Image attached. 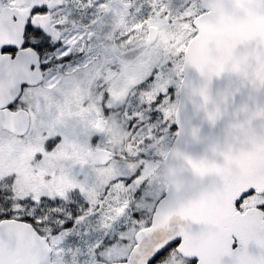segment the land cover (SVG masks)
<instances>
[{"label":"snow or ice","instance_id":"snow-or-ice-1","mask_svg":"<svg viewBox=\"0 0 264 264\" xmlns=\"http://www.w3.org/2000/svg\"><path fill=\"white\" fill-rule=\"evenodd\" d=\"M220 2L242 17L232 0ZM215 3L136 0L128 15L138 8L141 26L188 24L186 45L199 35L192 21L211 20ZM248 6L264 15V0ZM110 7L0 0V37L10 41L0 43V264H264V42L238 48L246 59L237 68L195 77L179 66L183 52L162 56L155 39L145 45L143 27L113 29L112 13L101 11ZM77 89L87 93L80 107L95 111L68 117ZM37 134L33 164L64 144L78 153L42 177H59L60 195L4 174ZM205 168L225 171L198 175ZM242 169L251 176L231 201L226 230L181 219Z\"/></svg>","mask_w":264,"mask_h":264},{"label":"water","instance_id":"water-1","mask_svg":"<svg viewBox=\"0 0 264 264\" xmlns=\"http://www.w3.org/2000/svg\"><path fill=\"white\" fill-rule=\"evenodd\" d=\"M232 7L242 13V17L237 19L227 15L223 3L217 0L213 5L214 14L211 20L207 18L194 20L199 35L187 46L182 70L188 67L195 77H201L206 72L214 73L229 65L235 69L246 59V57L237 59L235 53L238 48L246 46L257 38L264 42V15L251 11L248 0H232ZM18 35L17 33V39ZM3 42L10 41L6 37H0V43ZM194 45L195 51H193ZM192 91L189 89L188 94L193 99H197L198 97L192 96ZM224 171L219 168H205L198 175L223 177ZM250 176V171L242 169L239 176L227 181V187L222 194L202 197L194 214L181 215V219L192 218L198 222L206 221L213 224L219 222L222 230H226L222 222L230 212L231 201L248 186ZM214 242L212 238L207 241L209 245Z\"/></svg>","mask_w":264,"mask_h":264},{"label":"flooded vegetation","instance_id":"flooded-vegetation-1","mask_svg":"<svg viewBox=\"0 0 264 264\" xmlns=\"http://www.w3.org/2000/svg\"><path fill=\"white\" fill-rule=\"evenodd\" d=\"M52 4L55 5L58 0H51ZM109 4L111 7L106 10L101 11H110L112 13L113 17V25L112 27L116 30L122 29L127 26H131L136 29L137 33L139 34L141 31V27H143L144 30H146V35L144 36L143 43L147 45L151 42V35H150V27L151 24L147 23V21L144 22L143 26L141 24L137 23V25L133 24V20L131 15H128V9L132 7V4H135V0H109ZM124 18H126V24L124 23ZM41 23L44 21L41 20ZM159 28V26H157ZM161 30L159 29V34L157 37H153V40L155 39L158 43H160L162 40L165 43H168L169 36L162 37L160 35ZM168 40V41H167ZM171 46L173 47L171 51L174 50V56L177 53H180L176 51V45L174 42H172ZM161 54L163 52L161 51ZM78 104V107H74V116L79 115L81 112H90L95 111L91 105L87 109H82L80 107V102H75L74 104ZM113 142L116 146H118V137L113 138ZM42 143V140L39 136V134L35 137V143L25 146L22 151L20 152L19 156L13 161L12 166L7 167L4 174H7L8 172H16L20 183L24 188H27L30 191H37L40 188H46L49 191V194H56L60 195L63 192V189L65 185H62L60 182V178L57 177L55 180L50 181L47 184L43 183L42 177L45 174H48L49 171L55 166L56 163L61 161H67L75 158L77 155L71 154V149L69 148V144H64L60 148L57 149V151L53 154L47 155L44 157V159L39 162L38 164H33V157L37 152H41L42 149L40 147V144ZM63 156L62 158H60ZM33 172H35V175H33ZM111 173H106V175H110ZM28 179L30 185L25 187L24 186V180Z\"/></svg>","mask_w":264,"mask_h":264},{"label":"rangeland","instance_id":"rangeland-1","mask_svg":"<svg viewBox=\"0 0 264 264\" xmlns=\"http://www.w3.org/2000/svg\"><path fill=\"white\" fill-rule=\"evenodd\" d=\"M145 2H147V0H145ZM155 2V0H154ZM134 4H132L133 6ZM139 12V9L136 8L135 9V12L131 15L132 17V20L134 21L135 18H136V13ZM126 18H124V23L126 24ZM147 23L151 24V25H154V26H159L161 27L160 30H162L164 33H163V37H165L166 34L170 33V32H173L171 35H169V39L171 40H167L168 41V48L171 47V44H169V42H175L177 40V45H176V48L177 46H179L180 48V44L182 43L183 45H185L183 43V41L185 39H187V37L191 34L192 32V29L189 28L188 24H185V23H181L179 20H173L172 24L169 25L167 23V21H164V20H149L147 21ZM134 25H137V23H133ZM126 28V27H124ZM122 28V29H124ZM115 29V28H113ZM185 32L187 35H184V34H178V32ZM165 47V46H164ZM181 49V48H180ZM182 49H183V46H182ZM165 50H169V49H164L163 51ZM163 56V54H161ZM180 66V65H179ZM133 83V81L129 80L127 82V86H130L131 84ZM87 98V93L84 92V93H81L79 89L77 90H74L71 94H70V97L69 99L65 102V115L68 116V117H72L74 116V110L73 108L74 107H78L79 105L76 103L74 104L75 102H80L82 101L83 99H86ZM69 108H71L72 110L69 111ZM54 131V126H50V132ZM118 137V144L120 143V140L122 139V137L120 136H117ZM69 148L71 149V154L72 155H77V151L75 150H72L73 146L72 145H69ZM63 156H61L60 158H62ZM24 186L27 187L30 185L28 179L26 178L24 181Z\"/></svg>","mask_w":264,"mask_h":264}]
</instances>
